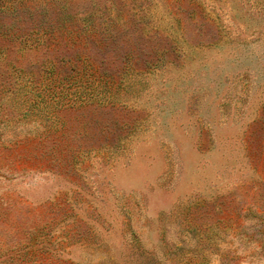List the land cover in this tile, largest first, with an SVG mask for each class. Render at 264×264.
<instances>
[{
	"label": "rangeland",
	"instance_id": "rangeland-1",
	"mask_svg": "<svg viewBox=\"0 0 264 264\" xmlns=\"http://www.w3.org/2000/svg\"><path fill=\"white\" fill-rule=\"evenodd\" d=\"M0 264H264V0H0Z\"/></svg>",
	"mask_w": 264,
	"mask_h": 264
},
{
	"label": "trees",
	"instance_id": "trees-1",
	"mask_svg": "<svg viewBox=\"0 0 264 264\" xmlns=\"http://www.w3.org/2000/svg\"><path fill=\"white\" fill-rule=\"evenodd\" d=\"M54 28V26L53 25H51V26H46L45 27V32H48V30H49V32L48 33H52L51 32V30ZM50 36H51V34H49ZM74 50H73V52L71 53V55L72 54H74ZM64 59H65V64H71V63H73V58L72 57H70L69 55H65V57H64Z\"/></svg>",
	"mask_w": 264,
	"mask_h": 264
}]
</instances>
